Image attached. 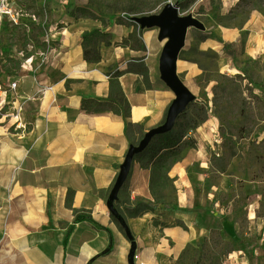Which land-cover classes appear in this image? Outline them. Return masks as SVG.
<instances>
[{
	"label": "crops",
	"instance_id": "0c3cea01",
	"mask_svg": "<svg viewBox=\"0 0 264 264\" xmlns=\"http://www.w3.org/2000/svg\"><path fill=\"white\" fill-rule=\"evenodd\" d=\"M131 21L142 51L119 46L132 27L115 24L114 18L106 27L68 18L49 29L46 42L54 43V49L41 53L37 62L27 61L14 76L0 75V264H168L186 246L207 239L216 220L223 223L221 236L232 246L223 264H264V191L249 195L244 231L229 220L231 210L216 200L218 193L227 192L228 182L227 174L209 161L211 152L222 154H217L219 118L213 111L216 83L195 59L211 52L216 73L225 77L244 76L243 67L253 62L261 67L256 75L263 88L259 81L252 86L264 93V13L253 12L240 27L214 28L202 41L182 43V57L171 63L190 100L169 130L183 131V139L193 140L195 147L184 149L167 173L175 190L169 223L179 225L162 228L152 242L129 239L110 216L125 181L131 204L153 202L149 156H133L155 135L146 139L152 131L165 125L177 101L159 71L157 58L166 35L145 20ZM95 29L110 34V45L101 46L99 63L88 64L81 37ZM143 65L150 87L142 81ZM114 72H122L118 83L130 106L129 119L108 111L88 113L81 106L83 100L108 99ZM11 83L15 87L10 90ZM127 123L143 129L138 147L129 143ZM250 184L253 190L261 186ZM69 191L72 209L85 211L101 228L79 222L64 246L74 219L65 206Z\"/></svg>",
	"mask_w": 264,
	"mask_h": 264
},
{
	"label": "rangeland",
	"instance_id": "374dc122",
	"mask_svg": "<svg viewBox=\"0 0 264 264\" xmlns=\"http://www.w3.org/2000/svg\"><path fill=\"white\" fill-rule=\"evenodd\" d=\"M18 3L23 7H19ZM170 5L177 7L178 17L191 21L187 28L193 29L196 33L193 38L201 41L214 28L240 27L253 12L264 13V0H15L14 7H19L22 11L18 19L28 23V29L14 28L15 25L3 18L0 27V54L4 60L8 57L20 62L21 66L31 59L34 62L39 61L41 52L33 49L28 41L29 28L34 26L40 29L45 34L40 41L46 42L51 25L68 18L75 20L74 18L80 16L76 12L78 8L91 13L93 21H108L125 16L139 22L145 20V23L151 25V18L161 14ZM152 25L154 26L153 23ZM37 32L36 30L33 33V39H37ZM185 36L184 46L188 41ZM168 38V35L164 36V41ZM181 48L175 52L172 62L182 57ZM162 51L163 48L158 53V61ZM195 59L206 69V78L209 77L216 83L212 98L213 111L219 118L216 146L222 152L219 150L217 154H222L217 156L211 152L209 161L217 172L226 173L228 176L227 192L218 193L216 200L231 210L229 220L236 223L241 228L240 231H244L247 223L244 209L247 199L254 191H264V93L261 90L260 93L255 91L252 86L253 82L259 81L260 88H263L262 78L256 75L261 67L250 62L243 67L246 71L244 76L225 77L216 73V59L211 52L201 53ZM2 69L19 72L14 63L8 61L3 64ZM1 82L0 79V84ZM171 133L178 135L179 130L173 128ZM250 181H257L261 186L253 190ZM174 191L164 190L166 199L163 204H157L153 212L133 218L128 214L132 208L126 200V194L119 189L114 200L117 203V212L114 213L126 236L132 240L141 237L144 242L154 241L160 235V226L170 221ZM262 209L264 207L261 205L260 211ZM222 225L220 220H216L215 229L211 230L215 233L211 235L210 232L209 235L212 237L210 244L213 241L220 242V246L215 249L219 253L217 261L225 250L231 248V244L221 236ZM206 247L209 249V245Z\"/></svg>",
	"mask_w": 264,
	"mask_h": 264
},
{
	"label": "trees",
	"instance_id": "16d2710c",
	"mask_svg": "<svg viewBox=\"0 0 264 264\" xmlns=\"http://www.w3.org/2000/svg\"><path fill=\"white\" fill-rule=\"evenodd\" d=\"M18 5L21 8L23 7L19 3ZM76 12H78L80 16L74 18L75 20L77 19H85L92 21L94 20L93 15H91V13H89L83 8L76 9ZM72 15H74V13ZM98 22H100L103 27H106L108 24V21L100 20ZM114 22L115 24L118 25H127L129 27L130 26L132 27L131 34H129V36L126 39H123L122 42L119 44V46L130 47L135 50L142 51L143 47H141V44H139L138 42V31H137L136 23H134L133 21H131V19L125 16L114 18ZM61 27L62 25L58 26V28ZM14 28L28 29V23L22 22L18 25H15ZM36 30L38 31L37 39H33L32 35ZM29 33L31 37L28 36V41L31 42L33 49L36 48L41 53H46L47 51L54 49V43L40 41L41 38L45 37V34L40 29L31 26V28H29ZM110 39H111L110 34L100 29H95L90 32L83 33L81 37V47L83 51L84 61L88 64L99 63L101 59L100 48L101 46H109ZM29 56L30 54L28 55V57ZM5 59L8 62H13L15 69H20L21 66L20 62L13 61L8 57ZM6 60L5 62H7ZM4 71H6V69ZM16 74L17 72L14 71V72H7L6 75L14 76ZM121 74L122 72H114L109 75L108 99L106 101L99 102L92 99L83 100L81 103L82 108L88 113L94 110L108 111L113 113L114 115L122 114L125 119H129L130 106L126 98L123 96L118 83V78L120 77ZM140 74L142 76L143 83H145L147 87H150L147 78V69L144 65L140 69ZM168 130L165 133L162 132L153 135L151 140L148 143H146L137 154L133 156V160L138 158L141 159L144 155L149 156V162H150L149 190L151 192V197L153 202L151 204H144L142 202H136L131 204L129 201V190H128L127 181H125L120 187V191L126 194V200L128 201L129 205H131L132 209L128 212V214L133 218L141 217L146 215L147 213L153 212L154 207L157 204L159 203L163 204L165 202L166 198L163 194L164 190L174 189L172 181H170L167 178V173L169 172L170 168L181 159L182 151L184 149L186 148L192 149L195 147V143L193 140L183 139V135H182L183 131L179 130L178 135L177 134L175 135L171 133V130L169 131ZM126 132L129 139V143L134 147H138L139 143L144 138L143 129L137 125L127 123ZM72 195L73 193L69 191L65 199V206L68 209L72 210L74 219L72 225L69 226L67 229L63 242L64 246L67 242L68 237L73 231L74 226L79 222L86 221L92 223L98 229L101 228L99 225L93 222L91 217L85 211L72 209L71 207ZM116 205L117 203L113 202V209L115 210V212H117ZM110 216L115 227L121 233L124 234V231L118 225V221L115 218L116 217L115 213L111 214ZM173 224L179 225L178 222L165 223L160 226V230L162 228H165ZM214 233H215L214 231H211V235ZM211 239H212L211 236L208 237L207 239H204L196 247H192L189 245L186 246L178 256V258L175 261L170 262L168 264H223L225 257L231 252L232 246L231 248H229V250H225L220 256L221 259L217 261L216 258L219 253L218 251H215V249L216 247L220 246V242L213 241V243L210 244ZM208 245H209V249L206 247Z\"/></svg>",
	"mask_w": 264,
	"mask_h": 264
},
{
	"label": "water",
	"instance_id": "95a60500",
	"mask_svg": "<svg viewBox=\"0 0 264 264\" xmlns=\"http://www.w3.org/2000/svg\"><path fill=\"white\" fill-rule=\"evenodd\" d=\"M176 11L177 7L170 5L161 14L151 18V22L161 28L164 35L169 36L162 51L159 71L162 80L177 94V101L171 106L165 125L152 131L146 139L150 138L153 134L162 133L170 129L175 117L185 108L187 102L190 100L187 91L175 79L172 71L171 63L173 56L177 49L182 46L185 30L191 24V21L178 17Z\"/></svg>",
	"mask_w": 264,
	"mask_h": 264
},
{
	"label": "built area",
	"instance_id": "2783aa9c",
	"mask_svg": "<svg viewBox=\"0 0 264 264\" xmlns=\"http://www.w3.org/2000/svg\"><path fill=\"white\" fill-rule=\"evenodd\" d=\"M14 2L15 0H0V27L2 25L3 18H6L8 22H10L13 25H18L22 23L18 19L22 11L19 7L18 8L14 7ZM4 63H5V60L3 56L0 54V75L5 74L2 70V66ZM14 87H15V84L11 83L9 86V89L11 90Z\"/></svg>",
	"mask_w": 264,
	"mask_h": 264
},
{
	"label": "bare ground",
	"instance_id": "6f19581e",
	"mask_svg": "<svg viewBox=\"0 0 264 264\" xmlns=\"http://www.w3.org/2000/svg\"><path fill=\"white\" fill-rule=\"evenodd\" d=\"M195 31L191 28H187V31H186V36L185 38L188 40L186 44H188L190 42V40L193 39V37L195 36Z\"/></svg>",
	"mask_w": 264,
	"mask_h": 264
}]
</instances>
